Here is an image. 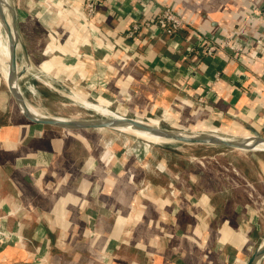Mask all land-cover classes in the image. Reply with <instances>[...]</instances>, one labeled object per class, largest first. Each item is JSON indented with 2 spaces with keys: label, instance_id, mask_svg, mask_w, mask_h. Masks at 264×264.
Returning a JSON list of instances; mask_svg holds the SVG:
<instances>
[{
  "label": "crops",
  "instance_id": "0c3cea01",
  "mask_svg": "<svg viewBox=\"0 0 264 264\" xmlns=\"http://www.w3.org/2000/svg\"><path fill=\"white\" fill-rule=\"evenodd\" d=\"M93 2L91 19L85 0H51L54 18L37 21L44 33L38 68L53 85L124 104L126 117L264 138V54L254 43L264 45V0ZM165 7L183 21L175 35L143 26ZM198 38L241 52L205 57ZM3 118L0 228L9 238L0 264H246L264 243L259 209L228 210L226 200L173 186L178 176L161 174L165 165L147 171L148 145L132 146L138 159L110 152L67 170L43 127Z\"/></svg>",
  "mask_w": 264,
  "mask_h": 264
},
{
  "label": "rangeland",
  "instance_id": "374dc122",
  "mask_svg": "<svg viewBox=\"0 0 264 264\" xmlns=\"http://www.w3.org/2000/svg\"><path fill=\"white\" fill-rule=\"evenodd\" d=\"M8 2L15 12L17 31L29 62H26L20 48L17 53V65L26 69L18 83L27 104L45 116L71 120L103 118L98 113L83 108L78 103L79 101L101 105L115 115L124 116V104L115 102L101 104L86 100L63 86L53 85L51 73L47 74L38 68V64L44 58L38 52L44 43V33L38 22L41 17L54 18L55 9L52 7L51 0H8ZM0 87L3 92L2 95L0 94V115L4 116L3 119H9L11 123L26 122L1 77ZM28 87L33 88L34 94L27 91ZM7 94L9 97L6 100ZM153 118L147 122H154L153 124L160 128L181 131L191 128L187 125L188 122L187 127H183L169 119ZM43 128L51 139L57 140V145L52 144L49 147L56 149L58 159L64 169H77L89 157L97 159L99 163L103 162L108 159L110 152L113 155L123 154L128 159H134L132 152L137 153L138 150L132 146L148 145L147 155L150 158L147 171L153 169L156 171V167L162 169L165 165V170L161 174L171 173L173 176H178L175 180L177 183H173V186L181 185L184 190H196L197 193H205L208 196L226 200L225 207L228 210L233 206L249 204L253 211L259 209L260 216L264 218L263 152L178 142L169 145L152 144L132 133L111 128L88 130H67L49 126ZM160 158H162L161 162L164 161L163 164L158 162ZM165 180V185H168V180ZM3 231L6 233V230ZM262 238H264V233H262Z\"/></svg>",
  "mask_w": 264,
  "mask_h": 264
},
{
  "label": "water",
  "instance_id": "95a60500",
  "mask_svg": "<svg viewBox=\"0 0 264 264\" xmlns=\"http://www.w3.org/2000/svg\"><path fill=\"white\" fill-rule=\"evenodd\" d=\"M7 6L10 10L12 33L8 32L7 44H8V75H7V91L10 96L14 99L19 113L22 117L29 123L38 125L40 127H56L67 130H88V129H103V128H130L134 130L143 131L152 136H156L166 140H172L173 142L184 143V144H202V145H217L231 149L247 150L250 151V144L261 143L264 145V138H262L258 132L254 131L251 136L247 137H232L227 135H222L213 132H187L174 129L160 128L153 126L147 121L122 116L121 119H109V118H99L93 120H71L65 118L48 117L44 118L33 116L27 109V103L24 100L22 93L19 88V79L24 74L25 70L21 68L16 72L17 68V55L16 46L22 49L25 56V60L28 63L24 45L20 41L19 33L16 26V15L11 7L10 3L6 5L3 0H0V19L3 18L4 7ZM10 31V30H9ZM231 139V140H230ZM256 152V151H255ZM264 257V243H261L250 255L246 264H258L259 261Z\"/></svg>",
  "mask_w": 264,
  "mask_h": 264
},
{
  "label": "built area",
  "instance_id": "2783aa9c",
  "mask_svg": "<svg viewBox=\"0 0 264 264\" xmlns=\"http://www.w3.org/2000/svg\"><path fill=\"white\" fill-rule=\"evenodd\" d=\"M84 18L85 19H91L95 13V4L93 0H85L84 3ZM259 17L261 19H264V9L261 10L258 13ZM144 27H155L157 30H159L162 33H165L166 35H175L177 34L183 27V21L179 17L177 13L174 12L172 7H165L161 9L154 18L150 20H146L143 22ZM140 27V24H134L132 26V30L130 32V35L134 32H136ZM199 42V50L202 51L203 55L205 57H210L215 53L223 52L228 50L229 54L231 56H234L241 52V49L235 48L233 45H231L228 41H222L219 44L214 43L213 41L204 39V38H198ZM255 45H257L258 52L261 54H264V45L261 43L260 40H256ZM191 52H194V49H191ZM4 229L0 228V244L6 242L9 238V234L6 231V233L3 231ZM3 231V232H2Z\"/></svg>",
  "mask_w": 264,
  "mask_h": 264
},
{
  "label": "bare ground",
  "instance_id": "6f19581e",
  "mask_svg": "<svg viewBox=\"0 0 264 264\" xmlns=\"http://www.w3.org/2000/svg\"><path fill=\"white\" fill-rule=\"evenodd\" d=\"M6 5L7 3L9 4L8 0H3ZM7 6L4 7L3 12V18L0 19V77L3 80V82L7 83V75H8V66H7V62H8V44H7V36H8V32L11 34L12 39H13V33H12V24H11V17H10V10L8 8H6ZM8 30V32H6L5 30ZM10 30V31H9ZM20 47L19 45L16 46V55L19 51ZM29 63V62H28ZM23 68V67H22ZM21 68L17 65L16 68V72L18 70H20ZM26 69V68H24ZM7 87V86H6ZM20 88V87H19ZM27 91L30 94H34V90L32 87H28ZM20 92L22 93V90L20 89ZM83 108L87 109V110H91L95 113H98L99 115H101L102 117L105 118H109V119H121L122 116L119 115H115L113 113H111L107 108L101 106V105H95V104H91L89 102L86 101H79L78 102ZM27 105V109L28 111L36 117H40V118H44L45 115H43L40 111H38L37 109L33 108L31 105L26 104ZM57 118V117H56ZM89 120V119H88ZM154 122L150 123L151 125L155 126V124H153ZM118 130H123V131H127L129 133H132L140 138H143L149 142H151L152 144H165V145H169L172 144L173 141L172 140H166V139H162L156 136H152L150 134H147L143 131H139V130H134V129H130V128H116ZM231 140V139H230ZM199 146V145H198ZM204 146V145H202ZM213 147V146H212ZM191 149V148H190ZM250 151H264V145L261 143H252L250 144ZM179 154V153H178ZM185 154V153H184ZM198 156V155H197ZM204 156V155H203ZM206 158V157H205ZM197 159V158H196ZM109 164V163H108ZM205 167V166H204ZM231 167V166H230ZM229 168V167H228ZM237 171V170H236ZM238 172V171H237Z\"/></svg>",
  "mask_w": 264,
  "mask_h": 264
},
{
  "label": "trees",
  "instance_id": "16d2710c",
  "mask_svg": "<svg viewBox=\"0 0 264 264\" xmlns=\"http://www.w3.org/2000/svg\"><path fill=\"white\" fill-rule=\"evenodd\" d=\"M144 157V156H143ZM135 158H137L136 156H135ZM138 159V158H137ZM142 159V158H141Z\"/></svg>",
  "mask_w": 264,
  "mask_h": 264
}]
</instances>
